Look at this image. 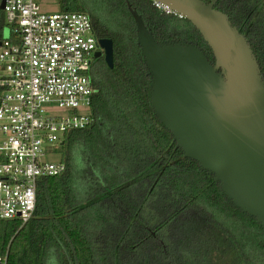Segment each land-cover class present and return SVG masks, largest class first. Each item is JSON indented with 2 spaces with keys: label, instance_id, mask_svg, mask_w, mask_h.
<instances>
[{
  "label": "trees",
  "instance_id": "trees-1",
  "mask_svg": "<svg viewBox=\"0 0 264 264\" xmlns=\"http://www.w3.org/2000/svg\"><path fill=\"white\" fill-rule=\"evenodd\" d=\"M57 6L86 14L94 37L111 40L113 67L94 59L93 124L62 137L65 172L38 181L31 220H0V264H264V228L183 157L155 116L131 11L156 43L193 44L213 64L196 28L148 0ZM214 8L247 40L264 81V0H219ZM3 25L0 11V33Z\"/></svg>",
  "mask_w": 264,
  "mask_h": 264
},
{
  "label": "water",
  "instance_id": "water-1",
  "mask_svg": "<svg viewBox=\"0 0 264 264\" xmlns=\"http://www.w3.org/2000/svg\"><path fill=\"white\" fill-rule=\"evenodd\" d=\"M155 1L196 28L214 63L193 44L156 43L131 11L150 77L151 108L183 157L212 175L227 201L264 228V81L257 60L214 8L219 0ZM98 47L94 58L102 56L112 69L111 40H98Z\"/></svg>",
  "mask_w": 264,
  "mask_h": 264
},
{
  "label": "built area",
  "instance_id": "built-area-1",
  "mask_svg": "<svg viewBox=\"0 0 264 264\" xmlns=\"http://www.w3.org/2000/svg\"><path fill=\"white\" fill-rule=\"evenodd\" d=\"M41 0H4L0 40V220H31L40 179L65 172L44 158L65 134L88 129L98 40L86 14L43 12ZM166 15L183 17L155 0ZM45 147V148H44Z\"/></svg>",
  "mask_w": 264,
  "mask_h": 264
},
{
  "label": "rangeland",
  "instance_id": "rangeland-1",
  "mask_svg": "<svg viewBox=\"0 0 264 264\" xmlns=\"http://www.w3.org/2000/svg\"><path fill=\"white\" fill-rule=\"evenodd\" d=\"M39 5L43 12H46V13L58 12L57 0H41L39 2ZM0 36H1V39L3 40L9 39L10 29L5 24L2 27ZM59 144L60 143H57L51 146L52 151L51 152L47 151L44 161L59 162L61 160L63 152H65V147L59 146Z\"/></svg>",
  "mask_w": 264,
  "mask_h": 264
},
{
  "label": "flooded vegetation",
  "instance_id": "flooded-vegetation-1",
  "mask_svg": "<svg viewBox=\"0 0 264 264\" xmlns=\"http://www.w3.org/2000/svg\"><path fill=\"white\" fill-rule=\"evenodd\" d=\"M99 50H100V49L98 48V51H99ZM101 57H102V56H101ZM101 57H100V58H101ZM98 59H99V58H98Z\"/></svg>",
  "mask_w": 264,
  "mask_h": 264
}]
</instances>
